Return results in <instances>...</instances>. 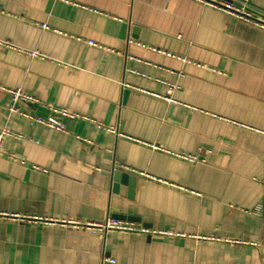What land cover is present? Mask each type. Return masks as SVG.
<instances>
[{"label": "crops", "instance_id": "1", "mask_svg": "<svg viewBox=\"0 0 264 264\" xmlns=\"http://www.w3.org/2000/svg\"><path fill=\"white\" fill-rule=\"evenodd\" d=\"M0 40V264H264L263 28L207 0H0ZM111 216L143 231L70 223Z\"/></svg>", "mask_w": 264, "mask_h": 264}, {"label": "built area", "instance_id": "2", "mask_svg": "<svg viewBox=\"0 0 264 264\" xmlns=\"http://www.w3.org/2000/svg\"><path fill=\"white\" fill-rule=\"evenodd\" d=\"M207 2L213 6L220 8L223 11L229 12L231 14H237L240 16L241 19H243L247 22L255 23L257 26L264 29V15L262 18H254L253 17V15L251 13V8L249 7L250 0H238L237 2H238L239 7H235L233 5L234 1H232V0L230 1V2H232V4L229 2L221 1V0H207ZM0 43H4L7 46H14L13 43H11L10 41H7V40H4V41L0 40ZM16 48L19 51L26 53L27 55H29L31 57H36V56L42 55V53L38 49L29 50V49H24L22 47H16ZM171 90H173V87H171ZM8 91L11 93L12 100H13V104L9 108L10 112L28 115V113L21 111L18 108L17 102L19 100L33 102V101H35V99L32 96H30L29 94H27L25 91H23L22 88L8 89ZM54 111H55L54 115H51L50 117H48L46 119L38 116V117H36V120L38 122L49 125L51 127L61 129L63 127V125L58 120L57 115L61 114V113L64 115H70V114L64 110L61 111L60 109H54ZM8 135H10V133L5 129L0 133V152H2V150H3L4 138ZM0 216L14 217L16 215H10L9 213H6L4 211H0ZM70 223L76 227L82 226V227L101 231L104 234H107L108 232L114 231V230L122 231L125 233H134V232H138V231H143L137 225H135L131 222H128L126 220H122V219H119L117 217H113V216L108 217L103 221H86L84 223H81L78 221H70ZM153 234L158 235L157 233H153Z\"/></svg>", "mask_w": 264, "mask_h": 264}, {"label": "water", "instance_id": "3", "mask_svg": "<svg viewBox=\"0 0 264 264\" xmlns=\"http://www.w3.org/2000/svg\"><path fill=\"white\" fill-rule=\"evenodd\" d=\"M117 175V174H116ZM118 218V217H117Z\"/></svg>", "mask_w": 264, "mask_h": 264}]
</instances>
